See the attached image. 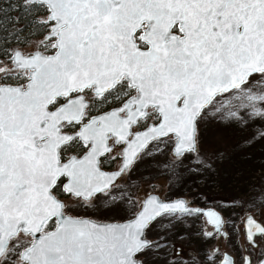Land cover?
Here are the masks:
<instances>
[{
  "label": "snow or ice",
  "instance_id": "1",
  "mask_svg": "<svg viewBox=\"0 0 264 264\" xmlns=\"http://www.w3.org/2000/svg\"><path fill=\"white\" fill-rule=\"evenodd\" d=\"M28 2L47 6L45 47L55 53L16 52L18 86L0 83V264L13 255V264H143L150 222L199 211L149 197L127 222L96 223L66 216L53 189L67 178L64 192L91 203L150 142L168 138L177 156L196 151V122L217 96L235 90V99L264 102V0ZM88 93L121 106L88 119ZM72 141L87 152L63 162ZM114 146L123 164L108 175L100 157ZM203 215L222 228L216 212ZM256 234L264 227L249 217V243Z\"/></svg>",
  "mask_w": 264,
  "mask_h": 264
},
{
  "label": "rangeland",
  "instance_id": "2",
  "mask_svg": "<svg viewBox=\"0 0 264 264\" xmlns=\"http://www.w3.org/2000/svg\"><path fill=\"white\" fill-rule=\"evenodd\" d=\"M42 7L44 10L38 18L45 20L46 9ZM46 25L48 28L49 24ZM45 43L41 34L11 42L6 53L0 55V68L8 69L10 74L0 73V83L18 84V73L9 67L8 60L13 48L17 47L23 53L33 49L50 52L52 48L45 47ZM252 79L255 77L250 81ZM24 80L20 79L19 84ZM252 92L256 89L253 88ZM235 94L234 90L217 96L213 104L203 110L196 122V151L172 156L168 138L150 142L130 168L117 177L108 195L100 194L91 203L67 193L59 195L65 205L64 212L95 219H123L135 212L139 199L154 185L164 198L184 195L196 205H206L199 203L206 196H214L217 199L209 205L222 216L223 237L201 223L200 214L162 215L145 229L152 247L138 258L143 264H179L181 257L188 259L184 264H207L217 252L221 255L222 251H227L236 262L239 253L249 247L241 226L243 216L255 214L264 224V116L255 114L256 110L264 112V102L253 105L246 99H235ZM85 97L88 115L115 101L109 98L104 102L91 93ZM65 129L69 130L68 127ZM78 146L85 148L72 143L70 148L62 147L61 154H69ZM119 149L120 146H114V151L102 156L100 163L110 160L105 167H115L119 161ZM112 197L116 200L113 201ZM254 240L257 243L254 252L262 249L264 254L263 238L257 236ZM157 245L162 246L157 248ZM17 259L13 255L7 264H13Z\"/></svg>",
  "mask_w": 264,
  "mask_h": 264
},
{
  "label": "water",
  "instance_id": "3",
  "mask_svg": "<svg viewBox=\"0 0 264 264\" xmlns=\"http://www.w3.org/2000/svg\"><path fill=\"white\" fill-rule=\"evenodd\" d=\"M25 1L28 2V0H25ZM43 6H44L45 9H46V16H45V19L48 20V17H49V11H48L46 5H43ZM49 33H50V24H49L48 30L44 33V37L48 36ZM16 52H20V53H21L22 55H24V56H30L31 54H34V53H36V52H40V53H42L43 55L47 56V55H53V54L55 53V49H52L50 52H47V53L42 52V51L39 50V49H33L32 51H30V52H28V53H23L19 48H17V47H16V48H13V49L9 52V54H8V60H9V62H10L9 67H10L11 69H15V65H14V63H13V57H14V55H15ZM25 82H26V80L24 81V83H25ZM24 83H23V84H24ZM7 84H10V85H12V86H18V84H16V83H7ZM85 100H86V102H87V104H88V101H87L86 98H85ZM119 106H121V103L118 104V105H115V106L109 107V108H107V109H104V110H101V111H98V112L92 113V114H90V115L88 116V119H91V118H93V117H98V116L103 115V114H105V113L111 112L113 109L118 108ZM85 122H87V120H86ZM149 123H152V122H149ZM79 128H80V126L77 125V128H76L75 130H73V131H65V132H66L67 134H69V135H74L76 131H79ZM137 130H139V131H143L144 129H142V128H137ZM110 144H111V141H110ZM121 147H122V146H121ZM121 147H120L119 153H120V151H121ZM86 152H87V149L85 148L80 154H78V155H75V154H69V155H68L65 159H63L62 161H63V162H67V160L71 159L72 157H76V158H78V159H79V158H82L83 155H84ZM170 154H171L172 156H177V155L175 154V152H174V145H173V143H171V146H170ZM122 164H123V156H122V155H119V162H118V164H117L115 167L106 168V167H103L100 163H99V167H100V170H101L102 172H104V173H106V174H108V175H115V174H117L118 172H120V168H121ZM120 175H121V174H120ZM117 177H119V175L116 176V179H117ZM116 179H115V180H116ZM66 184H67V178L61 177V178H60V182H59V187H60V189L62 190L63 193H66V192H64V190H63V189H64V186H65ZM154 188H155V187H154ZM67 194H68V193H67ZM69 195H70V194H69ZM55 196H56V195H55ZM71 196H72V195H71ZM74 197H75V196H74ZM149 197H154V198H156V200H158L159 202H163V203H175V202H177V201H184V202H185V205H186V207H187L188 209L193 210V212H195L196 210L199 211V214L203 217L205 224L208 225L209 227H211V229L214 230V231L216 232V234L220 235L221 237L224 236V234H225L224 230H223L222 228H221L220 230H217V228H216L213 224H211V223L208 222V218H207L206 216L203 215V213H206V212H208V211H214V212H216V213L219 215V217H220V219H221V222H222V216H221V214L219 213V211H218L217 209H215L214 207H212V206L209 205V204H206V205H196V204H191V203L189 202V200H188V197H187V196H184V195H175V196H173V197L164 198V197H162L157 191L153 190V188H152L150 191L146 192V193H145V194L139 199V205H138L137 209L135 210V212H134L132 215H130V216L126 217V218H123V219H119V220H104V219H95V218H92V217H89V216H84V215H82V216L71 215V214H68V213H65V212H64V214H65L66 216H70V217L77 218V219H87V220H91V221L96 222V223H124V222H127L128 220H131V219H133V218L135 217V215L141 210V206H142V204H143V203H144ZM56 198H57L58 200H60V201L63 203L62 199H61L59 196H56ZM249 217H251L256 223L260 224L261 227H264V224H263V223L257 218V215L252 214V213H246V214L243 216V218H242L241 226H242V231H243V235H244V240H245V242H246L247 244H249L250 246H254L255 243H254V244L249 243V241H248L247 238H246V221H247V219H248ZM52 221H53V224L51 225V227H52V226L55 224V222H56L55 218H53ZM51 227H50V228H51ZM257 236L262 237L263 240H264V236L259 235V234H256V235L254 236V238L257 237ZM142 238H143V239H146V240L148 241V238L145 236V230H144V236H143ZM254 241H255V240H254ZM225 256L229 257L230 260L234 262V260H233V256H232L230 253H228L227 251H222V252H221V256H220V258L218 259V261L216 262V264H223V261H224V257H225ZM245 257H247L248 260H249V255H248L246 252H244V253L242 254L240 261H239L238 263H235V262H234V264H246L245 259H244ZM257 264H264V256H262L260 259H258Z\"/></svg>",
  "mask_w": 264,
  "mask_h": 264
},
{
  "label": "trees",
  "instance_id": "4",
  "mask_svg": "<svg viewBox=\"0 0 264 264\" xmlns=\"http://www.w3.org/2000/svg\"><path fill=\"white\" fill-rule=\"evenodd\" d=\"M42 6L25 0H0V55L5 54L8 45L17 38L25 39L30 35L44 33L47 25L41 23L44 19L38 18L44 10ZM53 192L56 196L63 194L58 183ZM216 199L214 196H206L199 204H211Z\"/></svg>",
  "mask_w": 264,
  "mask_h": 264
},
{
  "label": "built area",
  "instance_id": "5",
  "mask_svg": "<svg viewBox=\"0 0 264 264\" xmlns=\"http://www.w3.org/2000/svg\"><path fill=\"white\" fill-rule=\"evenodd\" d=\"M199 220L201 223H203V219L201 216L199 217ZM256 248H257V246L252 247V248H248L246 250L247 254L249 255L250 264H257L258 259H260L264 255L262 249H258L254 252V249H256ZM187 253H189L188 250H187ZM241 254H242V251L239 253V259L236 262L240 261ZM215 255L216 256H214L213 259L207 264H216L217 260L220 257V253L217 252ZM186 260H188V259L184 260V258L181 257L178 262H179V264H184V262H186Z\"/></svg>",
  "mask_w": 264,
  "mask_h": 264
},
{
  "label": "flooded vegetation",
  "instance_id": "6",
  "mask_svg": "<svg viewBox=\"0 0 264 264\" xmlns=\"http://www.w3.org/2000/svg\"><path fill=\"white\" fill-rule=\"evenodd\" d=\"M45 21H47L46 19H45ZM48 27H49V25H48ZM48 30V28L46 27V30L44 31V33L46 32ZM44 33L41 35L42 36V38H45L44 37ZM52 49H49V51H51ZM26 80V79H25ZM24 80V81H25ZM24 81H23V83H24ZM22 83V84H23ZM93 95V94H92ZM94 96V95H93ZM86 98V97H85ZM88 101V100H87ZM121 103V101H119V100H116L115 99V101H114V103H112L111 105H108V106H105L104 108H103V110L104 109H107V108H109V107H112V106H115V105H118V104H120ZM89 116V115H88ZM76 128H77V126H76ZM75 128V129H76ZM75 129H73V130H75ZM73 130H71V131H73ZM65 131H69V130H66L65 129ZM72 143H77L78 145H83L81 142H79V141H72V142H70L69 144H67L66 146H67V148H70V147H72ZM70 146V147H69ZM84 146V145H83ZM63 147H65V146H63ZM121 147V146H120ZM85 148H83V149H80V147L78 146L77 148H75V149H73V150H71L72 152H70L69 154H75V155H78V154H80L83 150H84ZM120 150V149H119ZM69 154H61V159L63 160V159H65ZM102 157H100V159H101ZM107 163H103L104 165L105 164H109V162H110V160L109 161H106ZM119 162V161H118ZM102 166H103V164L102 163H100ZM118 164V163H117ZM103 167H105V166H103ZM106 168H109V167H106ZM59 182H60V180H58V184H59ZM155 187V188H154ZM153 190H155V191H157V186L156 185H154L153 187ZM62 191V190H61Z\"/></svg>",
  "mask_w": 264,
  "mask_h": 264
}]
</instances>
